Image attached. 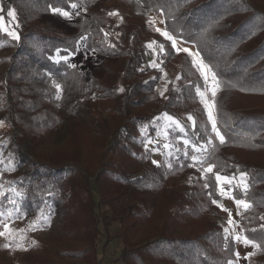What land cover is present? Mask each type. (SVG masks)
<instances>
[{
  "label": "trees",
  "instance_id": "trees-1",
  "mask_svg": "<svg viewBox=\"0 0 264 264\" xmlns=\"http://www.w3.org/2000/svg\"><path fill=\"white\" fill-rule=\"evenodd\" d=\"M72 3L79 7L72 9ZM0 4V15L15 10L19 35L16 40L0 31V117L7 122L0 130V212L18 208L48 218L38 250L15 256L12 264H70L67 256L78 259L73 264H104L114 239L123 245L113 262L123 264L236 260L237 242L222 222L229 213L219 206L224 196L217 172L237 180L247 173V191L233 187L232 196L252 205L239 214L244 235L260 244L248 264H264V0ZM55 7L72 18L54 14ZM153 14L177 39L194 44L216 73L224 143L211 133L205 108L190 104L198 96L193 83H185L197 76L179 70L178 88L160 95L150 40L167 49L154 47L157 60L176 55L184 61L188 55L176 53L154 31L148 23ZM69 53V61L59 59ZM183 111L195 121L185 124L189 141L203 146L211 135L212 143L194 152L180 141L176 158L154 164L146 147L147 137L156 135L151 122L163 114L180 118ZM192 155L206 163L192 167ZM208 164L215 165L213 172H202ZM3 252L0 246V262Z\"/></svg>",
  "mask_w": 264,
  "mask_h": 264
},
{
  "label": "rangeland",
  "instance_id": "rangeland-1",
  "mask_svg": "<svg viewBox=\"0 0 264 264\" xmlns=\"http://www.w3.org/2000/svg\"><path fill=\"white\" fill-rule=\"evenodd\" d=\"M0 10H2L1 4H0ZM1 15L4 18L5 26L8 27L9 29L15 30L18 33L17 18H15V21L13 22L11 20V18L7 16V14L1 13ZM15 17H16V14H15ZM150 18L155 19V21H156L155 26L156 27L166 29L163 18L161 15H159V14L154 15L153 14V15H151ZM153 40H155V39H151L150 42ZM155 41L157 42V45L162 44L157 40H155ZM153 47H156V45H154ZM177 47H186V48H189L193 52L198 51V49L196 48V46L194 44L187 43V42L180 40V39H177ZM165 51H167V49H164L162 52L164 53ZM179 53H184V52H179ZM184 54L188 55L186 53H184ZM200 56L202 57L201 53H200ZM80 57H81V55H80ZM82 57H84V56H82ZM157 58H158L157 57V50H155V51L153 50V53L150 56V63L152 61H155L159 65V67H157V68L159 69L161 75L159 76L158 87H159L160 92H162V91L164 92L163 96H165L167 94V91L171 86L178 88V81H180V77H181L179 70L183 71V68H185V74L187 76L194 75V76L198 77V80L195 82H191L190 81L191 78H189V82L185 83V85L193 83V91H195L197 96H198L197 91H196L197 87H199L202 91L205 90L204 79H203L201 73L191 63V57L189 55L184 61L181 59V57L176 56V55L171 56L170 60L165 59L164 57H161L158 60H157ZM203 61H204V59H203ZM206 64H208V63H206ZM150 75H151V77L155 76L153 73H151ZM192 78H194V77H192ZM217 79H218V77H217ZM165 89H167V90L165 91ZM217 95H218V91H217V94L215 97L216 116H217V103H218ZM208 97H209V99H211L210 90L208 92ZM190 104L192 105V107H196L198 105H201L204 107L199 96L195 100H190ZM167 116H170V115H167ZM167 116H165L163 114V115L159 116L158 118L153 119V121L151 122V125L155 126L156 135L152 138L147 137V139H146V147L148 148L149 152L151 153L152 160L159 162V165H163L164 163L169 162V160H173L174 158L177 157V155H176V151L178 149L177 144H179L180 141L189 140L185 136L186 135L185 124L189 125V126H193L192 120H189V118H188L189 116H186L184 111L180 115V118L171 116L174 118V121H179V124L175 123L174 121L168 120ZM216 120H217V118H216ZM0 122H2V123H0V130L7 128V122L3 121L1 119V117H0ZM181 127L183 128V130H181ZM176 131H179L180 134L176 135V133H175ZM165 144H170L172 147L166 149L164 147ZM169 152H171L172 155L169 156L168 155ZM5 164H6V161H5ZM237 182H239V180L234 181V183H237ZM217 186H218V190L220 187H223V188H225L226 191H230V195L232 196L233 187L231 185H229L227 183H222V184L218 185V183H217ZM223 196H224V198L222 201L219 202V205L222 204L223 208H227L231 214V218L234 221H236L235 225H229L228 224L229 216H228L227 218H225L222 221L223 224L225 225V227L227 229H229V233L232 234V236H235V234H237V233L244 235V233L240 227V219H239V214H240L241 210L243 209L242 206L238 207L235 203V200L230 198L229 195H223ZM12 211H13V216L9 218V217H7V215H5L4 222L8 223L10 225V227L13 229H17V230L24 229L25 230L23 233L24 239L22 241L19 240V233H17V240L16 241H10L8 237L0 236V246H1L2 250L4 251L3 255L5 256V259L3 261H1L0 264H12V261L15 259V256L16 257H18V256L22 257L24 254L35 253L38 250V247L41 246V243L44 242V240L47 236V224L48 223H44L43 221H41L40 226L36 227L35 229H31L28 227V225L32 221L37 220V218L43 214L38 212L36 214H28V215L25 214V215H23L19 211L17 212L16 209L12 210ZM7 212L8 211H6L5 214H7ZM117 228H118V226H116V225L112 228V234L115 233V230ZM28 229H31L32 232L31 233L28 232ZM0 230H3L2 224H0ZM33 241H35V243H33ZM236 242H237V246H238V252L240 253V256L238 258V264H248V258L246 259L245 257H246L248 252H253L255 248L252 245L245 246L242 242H238V241H236ZM18 243H22L23 247L22 248L17 247ZM5 244H9V247H5L4 246ZM122 245L123 244L119 239H114L109 243V245L107 246L106 251H105V257H104L105 262H104V264H123L120 261L119 262H113V260H114L113 258H115L118 255L120 249L122 248ZM65 261L70 263V264H73V263H77L78 259L71 257V256H67L65 258Z\"/></svg>",
  "mask_w": 264,
  "mask_h": 264
},
{
  "label": "snow or ice",
  "instance_id": "snow-or-ice-1",
  "mask_svg": "<svg viewBox=\"0 0 264 264\" xmlns=\"http://www.w3.org/2000/svg\"><path fill=\"white\" fill-rule=\"evenodd\" d=\"M70 7L72 9H77L79 7V5H77L75 3H72L70 5ZM51 11L54 14H59V15H61L64 18H67V19H71L72 18V15H71L70 12L65 11L64 9H62L60 7L51 8ZM117 14L118 13H115V12L108 13V15H110V16L111 15H117ZM75 15L79 16L80 12L77 11L75 13ZM7 16L10 17L11 20L14 22L15 18H16L15 17V10L14 9H10L7 12ZM148 23H149L150 26L153 27L155 32L160 33L163 37L166 38L167 41L171 42V46L175 49V51L177 53L184 52V53L188 54L191 57V63L201 73V75H202V77L204 79V82H205V90L202 91L199 87H197L196 91H197L198 96L201 99V102L204 105V108L207 111V119L210 122V131H211V133L215 134V137H217L219 139L220 143H224L225 138L221 134L220 128L217 126V120H216L215 97H216L217 91L219 90V83H220L219 80L217 79L216 73L213 72L212 68L203 61V58L200 56L199 51L193 52L189 48H186V47H177V37L174 36L171 32L167 31L166 29H162L160 27H156L155 26L156 21H155L154 18H150ZM0 31L5 32L8 36H10L13 39H16V40L19 39V35H18V33L15 30L9 29L8 27L5 26L4 18H3L2 15H0ZM205 31H207V30H205ZM80 39L81 40H85L86 38L81 36ZM154 45H156L161 52L164 50V45L163 44L157 45V42L155 40L151 41L147 45V47L150 48V49H153L155 51V49L153 47ZM112 47H114V45H112ZM94 51L95 50H93V52ZM71 55H73V53H69L66 56H61V57H59V59L60 60H64V61H69ZM69 66L71 68H73V69L77 67L76 64H70ZM151 66L153 68L159 67V65L155 61L151 62ZM54 86H55V88L58 91H62V85L54 82ZM166 90L167 89H165V91ZM209 90H210V94H211V99H209V97H208ZM120 91H123V88H121ZM160 95L163 96L164 92L163 91L160 92ZM57 98H59V97H57ZM164 115L167 116V114H164ZM188 118H189V120H192L193 126H194L195 125V121L193 120V118L191 116H189ZM167 119L170 120V121H174V118L171 117V116H167ZM174 122L179 124V121H174ZM0 123H2V122H0ZM181 130H183L182 127H181ZM212 140H213V137L211 135H209L205 145H203V146H199L197 143H193V142H191L189 140H184L183 143L186 146H190L193 149L194 152H202V151H204L206 149V147L208 145H210L212 143ZM164 147L166 149H168V148H171L172 146L170 144H165ZM177 151H180V149H177ZM168 155L170 156V155H172V153L169 152ZM184 155H188L187 150H185ZM190 159L193 161V164L191 165L192 167H195L196 163H206V161H201L200 158L197 155H192L190 157ZM153 163L159 165V162H157V161H153ZM168 167L171 168L172 164L169 163ZM214 167H215V165L208 164V166L206 168L202 167L200 170L202 172L211 173V172H213ZM215 179H216L218 185L222 184V183H227V184L231 185L232 187H240L245 192L248 189L247 173H245V172H240L239 173V178H238L239 182L238 183H234V181L237 180V177L235 175H233L231 177L223 176V175H221L218 172L215 174ZM204 187L207 188L208 185L205 184ZM9 191H10V193L15 194V196H17V197H20V196L23 195L22 192H18L15 188H11V189H9ZM219 191H220L221 195H229L230 198L235 200L236 205L238 207L242 206L243 210H245V211L252 207V205L249 202H247L246 200H244V199H236L234 196H231L230 195V191H226L225 188H223V187H220ZM4 195H5V193H4V190H3V185H0V196H4ZM209 195L211 196V193H209ZM9 203L12 204V205H16V200L15 199H9ZM212 203L216 204V203H218V201L212 200ZM219 206L221 208H223L222 204L219 205ZM223 210L225 212H229V210L227 208H224ZM16 211L18 212L19 209L17 208ZM5 215H7V217H9V218L12 217L13 216L12 210H9L7 212V214H5L4 212H0V224H2V226H3V230H0V236L8 237L10 241H16L17 240V233H19V240L22 241L24 239L23 233H24L25 230L24 229L17 230V229L11 228L10 225L8 223L4 222V220H3ZM261 219H264V217H261ZM41 221H43L44 223H47L48 222V218L43 216V215H41L40 217L37 218V220L32 221L28 225V227L31 228V229H35L36 227L40 226ZM228 224L229 225H235L236 224V221H234L231 218L230 212H229ZM261 229H264V225H261ZM228 232H229V229H225V233H228ZM234 238H235L236 241L242 242L245 246L252 245L257 250H260V244L256 243V241H254V240L249 239L245 235L237 233V234H235ZM33 243H35V241H33ZM4 246L5 247H9V244H5ZM17 247H21L22 248L23 244L22 243H18ZM253 255H255V252H248L245 258L246 259L250 258ZM235 256L237 257V259L236 260H230V261L227 262V264H238V258L240 256V253L236 252Z\"/></svg>",
  "mask_w": 264,
  "mask_h": 264
}]
</instances>
